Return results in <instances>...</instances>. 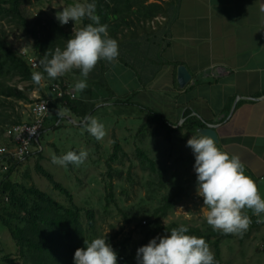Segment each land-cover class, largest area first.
<instances>
[{
  "label": "crops",
  "instance_id": "obj_1",
  "mask_svg": "<svg viewBox=\"0 0 264 264\" xmlns=\"http://www.w3.org/2000/svg\"><path fill=\"white\" fill-rule=\"evenodd\" d=\"M157 1L163 14L119 28L114 37L119 47L116 62L97 61L87 77L84 96L112 110L123 105L119 117L127 124L125 129L134 122L127 117H139L151 128L153 120L142 108L175 126L189 110L205 126H215L217 145L240 157L245 174L251 175L264 198V0ZM179 65L192 76L184 88L177 82ZM63 76L76 90L79 70ZM204 76L213 81H202ZM181 134L177 131L173 138L186 147L193 133L185 141L180 140ZM187 148V158L172 152V159L181 164L190 161L185 170L195 174L194 157ZM23 164L18 163L13 172ZM243 211L252 214L250 209ZM192 226L212 229L208 224Z\"/></svg>",
  "mask_w": 264,
  "mask_h": 264
},
{
  "label": "trees",
  "instance_id": "obj_2",
  "mask_svg": "<svg viewBox=\"0 0 264 264\" xmlns=\"http://www.w3.org/2000/svg\"><path fill=\"white\" fill-rule=\"evenodd\" d=\"M95 2L100 22L107 25V31L113 38L117 37L116 34L119 28L122 30V28L131 24L152 20L157 15L164 13L163 6L157 0H95ZM0 21L19 29L32 39L30 56L28 54L23 55L9 42L5 29L0 28V140L9 126L23 121L22 114L15 112L16 102H33L29 95L35 89L42 93V97H46L47 94L51 97L44 127L47 126L53 129L62 127V116L57 115L58 108L60 111L62 109L69 111L75 116L78 119V127H82L81 119L85 115H94L99 119L104 114H108L109 119L107 122L117 123L118 120H121L119 116L124 108L123 105L118 107V110H112L108 105L96 106L97 103L90 96L87 98L84 96L83 90L75 91L76 94L73 98L66 94L61 97L53 94L50 90V84L55 82L66 87L70 85L68 84L70 82H66L67 77L59 76L50 79L46 74H43L44 84L41 80L39 85L34 84L31 80V72H42L38 61L45 50L48 49L51 52L55 47L62 48L66 39L71 35L72 30L66 28V24L60 25L53 16L45 19L38 16L30 21L23 0H0ZM88 22L87 19H82V25ZM29 57L37 61V67L31 66ZM19 83H27V85L21 88ZM116 101L125 104L122 100ZM141 110L149 115L153 120V125L150 128L148 122H144L138 128L135 137H139L140 141L145 139V134L148 133L153 137L162 135L167 142H174L173 133L177 131L182 133L180 140L185 141L190 133H194L198 128L205 127V124L191 115L189 110L184 111L183 121L178 126H174L175 123L168 122L167 119L150 112L146 108ZM11 113H14V115ZM31 119L28 118L25 121L31 122ZM143 134L144 136H142ZM112 138V151L105 158V175L108 177L104 179L106 193L102 198L105 210L111 202H115L112 177L114 173L121 174L119 165L124 163V158L127 156L122 146V137L112 132ZM71 150L78 151L79 149L73 147ZM34 154L37 157L36 171L45 176L55 189L65 195L67 203L56 200L35 185L25 186L18 181H12L10 175L18 163L11 164L0 180V221L8 227L12 238L18 245V252L14 258H9V255L6 258L13 262L16 256L19 255L22 259L20 264H73V252L77 247L83 246L84 239L91 240L93 237L100 235L97 230L96 211L90 206L82 207L78 205L72 192L55 180L53 174L40 163L43 158L42 149L36 150ZM134 154L140 168L148 170L150 176H156V179L147 182L148 197L151 195L152 190L150 187L152 185L155 184L158 189L165 188L164 173L166 170L163 166L157 164L158 157H152L148 150L139 145L135 146ZM29 157L23 162L25 163ZM95 162H98V160H95ZM68 166L73 167L71 164H68ZM130 167L131 165H129V169ZM195 175L188 174L182 183L177 182V184L171 185L167 192L161 196L160 203L142 217L136 216L133 207L128 210L119 209L125 223L129 224L139 219L136 225L140 226L143 232V238L139 246L146 244L151 237L157 234H166L167 229L178 224L176 222L162 224L160 221L169 214L177 201L188 194L191 187L196 186ZM28 198L31 201H28ZM142 220H144L143 224ZM255 227L256 225L240 234L243 236L249 235ZM187 228L190 234L197 237L202 236L209 246L214 247L216 262L220 259L222 239L233 236V233H222L219 230H201L197 227L188 226ZM112 237H115V235ZM136 249L130 252L118 251V264H136Z\"/></svg>",
  "mask_w": 264,
  "mask_h": 264
},
{
  "label": "rangeland",
  "instance_id": "obj_3",
  "mask_svg": "<svg viewBox=\"0 0 264 264\" xmlns=\"http://www.w3.org/2000/svg\"><path fill=\"white\" fill-rule=\"evenodd\" d=\"M23 2L29 20L33 21L38 16L43 19L55 17V12L61 10L63 6L71 4L73 0H23ZM73 26L81 27L82 20L77 21L74 25V22L70 19V24L65 25L66 28L68 27L71 30ZM0 28L5 29L9 42L19 53L24 51L29 55L32 43V39L29 36L2 21H0ZM42 84H44L43 79ZM26 85L27 83H19L21 88ZM75 91L77 92V90ZM29 96L34 100L37 97H42V93L35 89ZM15 107V112L22 114L23 121L32 118L30 102L18 101ZM62 112V127L53 129L46 126L39 137L40 148L43 152V158L40 163L53 174L55 180L62 183L63 186L72 192L78 205L94 208L97 216L98 233L106 236L107 241L116 252H130L136 249L143 238L142 228L136 225L139 219L127 224L124 222L119 209L128 210L133 207L137 217H142L151 212L160 203L161 196L167 192L171 185L173 186L177 182L182 183L187 178V175L191 174V170H185L190 161L184 164L174 162L172 154L173 152L175 156L180 153L186 155V153H189L187 146L185 147L183 142L179 146L177 142L180 141L177 139L174 142H170L172 143L170 145L162 135V137H153L148 133H144L145 139L140 141L139 137H135V132L144 121L139 117H127V121L133 120L134 122L130 124L129 129H125L127 124L121 122L122 118L117 123L107 122L109 119L108 114H104L102 118L99 117V120L105 125L106 134L101 140L97 141L89 136L82 127H78V119L69 111L62 109ZM11 114L14 115V113ZM112 132L122 137V146L127 156L124 158V163L119 165L121 174L114 173L112 177L115 202H111L105 210L102 199L106 193L104 179L108 178L105 175V158L112 151ZM3 138L4 135L0 142L4 140ZM136 145L144 147L152 157L157 156V164L163 166L166 170L164 173L165 188L158 189L155 184L152 185L150 187L152 190L150 197H148L147 182L154 178L156 179V176H150L148 170L141 169L138 165L134 154ZM73 147L83 148L88 152V156L82 165L70 168L68 165L58 166L50 162V153L61 155ZM36 160V155L32 154L23 164V167H20L19 170L16 169V172L12 173L11 176L13 177L11 180L18 181L25 186L35 185L56 200L66 204L65 195L55 189L45 176L36 171ZM95 160H98V162H95ZM129 165H131L130 169ZM2 173L4 174V171L0 169V178ZM194 190L196 188L191 189L186 196L177 201L169 211V214L161 219L160 223L171 224V222H176L188 227L200 225L205 228L202 197L197 196ZM28 201H31V199L28 198ZM141 222L143 224L144 220ZM16 223L18 222L16 221ZM160 234L163 235L165 233ZM113 235L115 237H112ZM209 248L214 256V247L209 246ZM17 252L18 245L16 241L12 238L8 227L0 221V264H20L22 259L19 255L16 256L13 262L6 260L8 255L10 258V255L14 256ZM241 263L264 264V223L253 228L249 235L243 236L240 233H236L230 238L222 239L220 243V259L217 264Z\"/></svg>",
  "mask_w": 264,
  "mask_h": 264
},
{
  "label": "clouds",
  "instance_id": "obj_4",
  "mask_svg": "<svg viewBox=\"0 0 264 264\" xmlns=\"http://www.w3.org/2000/svg\"><path fill=\"white\" fill-rule=\"evenodd\" d=\"M55 18L60 25L67 24L70 19L74 25L82 19L89 22L78 28L73 26L62 48L55 47L51 52L45 50L38 61L42 72H31V80L39 85L43 74L55 79L78 69L81 79L75 82L74 88L82 91L87 87V77L98 60L116 62L118 41L109 35L107 25L100 22L95 0H73L55 12ZM57 115L63 116L59 108ZM81 126L97 141L106 134L104 123L94 115H85ZM211 127L209 125L207 129ZM186 146L190 147L194 157L192 168L196 174V194L203 198L205 223L213 231L242 233L251 222L243 211L245 209H250L260 222L264 198L253 178L245 174L240 157L219 147L216 138L199 128L186 140ZM87 156L88 152L83 148L68 150L61 155L49 154L53 165L71 164L74 167L82 165ZM72 260L73 264H118L117 252L105 235L84 239L83 246L74 250ZM135 260L136 264H217L205 239L190 234L184 224H177L167 229L166 234H157L146 244L138 246Z\"/></svg>",
  "mask_w": 264,
  "mask_h": 264
},
{
  "label": "built area",
  "instance_id": "obj_5",
  "mask_svg": "<svg viewBox=\"0 0 264 264\" xmlns=\"http://www.w3.org/2000/svg\"><path fill=\"white\" fill-rule=\"evenodd\" d=\"M70 24V20L66 25ZM27 55L26 52H20ZM32 67H37V61L29 57ZM50 90L58 97L64 94L69 95L71 98L75 97V90L67 85L63 87L59 83L52 82ZM48 95V94H47ZM50 96L37 97L30 103L31 122L22 121L9 126L4 134V140L0 142V168L2 171H7L11 164L20 163L25 161L36 150L41 149L39 144V137L44 129L45 120L49 112ZM183 119L179 122V124ZM250 218V224L247 229L259 225L263 222H257V216L247 213Z\"/></svg>",
  "mask_w": 264,
  "mask_h": 264
},
{
  "label": "water",
  "instance_id": "obj_6",
  "mask_svg": "<svg viewBox=\"0 0 264 264\" xmlns=\"http://www.w3.org/2000/svg\"><path fill=\"white\" fill-rule=\"evenodd\" d=\"M191 77L192 76L190 72L188 71V69L186 68V66L179 65L177 67V82L180 88H184L191 81ZM201 79L202 81H205V82L213 81V77H210V76H204ZM209 125H211L212 127L210 129H207ZM199 129L211 134L214 138H216V141H218L217 131L213 124H207L205 127L199 128Z\"/></svg>",
  "mask_w": 264,
  "mask_h": 264
}]
</instances>
